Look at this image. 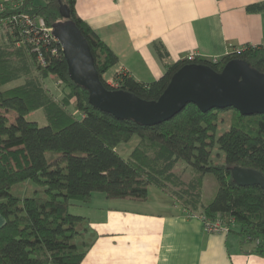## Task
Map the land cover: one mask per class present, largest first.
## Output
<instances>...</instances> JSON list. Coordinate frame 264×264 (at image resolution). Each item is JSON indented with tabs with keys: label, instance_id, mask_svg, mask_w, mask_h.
Here are the masks:
<instances>
[{
	"label": "trees",
	"instance_id": "obj_1",
	"mask_svg": "<svg viewBox=\"0 0 264 264\" xmlns=\"http://www.w3.org/2000/svg\"><path fill=\"white\" fill-rule=\"evenodd\" d=\"M61 3L86 38L100 79L114 89L102 76L118 63V55L78 15L76 0L6 3L0 18L18 12L42 17L52 26L65 20L59 13ZM246 9L264 10V1ZM1 27L0 213L5 221L0 226V264H80L87 251L85 242L78 240L84 234V217L70 213V205L88 202L96 191L108 199L145 200L152 185L203 219L220 217L229 231L235 230L242 241L253 244L254 252L264 255V192L257 185H237L231 177L235 165L254 168L264 176V113L245 116L233 108L201 112L189 103L170 119L154 125L116 118L88 102V91L69 77L56 42L40 46L44 56L40 64L34 45L22 41L16 26L9 23ZM241 47L215 62L179 59L149 83L122 73L115 89L157 99L173 72L191 62L220 71L227 60L238 57L264 71V46ZM156 48L163 57L165 53ZM20 76H24L22 84L4 87ZM48 77L63 85L61 97L43 81ZM39 108L46 116L45 125L26 119ZM220 122L229 126L216 134ZM132 135L139 141L129 157L123 158L116 147ZM214 146L222 156L212 155ZM179 162L191 173L188 181L175 171ZM206 174L216 180L217 190L203 203ZM27 180L45 187L42 195L19 197L11 193L14 184Z\"/></svg>",
	"mask_w": 264,
	"mask_h": 264
},
{
	"label": "crops",
	"instance_id": "obj_2",
	"mask_svg": "<svg viewBox=\"0 0 264 264\" xmlns=\"http://www.w3.org/2000/svg\"><path fill=\"white\" fill-rule=\"evenodd\" d=\"M263 1L76 0L75 8L118 55L110 70L149 83L189 53L213 60L246 44H264V10L246 9ZM43 81L57 96L58 81ZM23 82L20 76L4 87ZM95 198L83 203L80 214L85 228L78 240L87 246L80 264H264V255L237 232L204 230L197 214L157 186H149L145 200L108 199L102 192ZM4 221L0 213V226Z\"/></svg>",
	"mask_w": 264,
	"mask_h": 264
},
{
	"label": "water",
	"instance_id": "obj_3",
	"mask_svg": "<svg viewBox=\"0 0 264 264\" xmlns=\"http://www.w3.org/2000/svg\"><path fill=\"white\" fill-rule=\"evenodd\" d=\"M65 20L52 24L66 61L69 77L88 91V102L116 118L154 125L170 119L187 104L201 112L233 108L241 115L264 113V71L245 58L227 60L220 71L202 62L185 63L171 75L157 99L147 100L122 88L109 89L99 77L90 46L61 3ZM232 180L240 186H259L264 192V176L254 168L231 167Z\"/></svg>",
	"mask_w": 264,
	"mask_h": 264
},
{
	"label": "rangeland",
	"instance_id": "obj_4",
	"mask_svg": "<svg viewBox=\"0 0 264 264\" xmlns=\"http://www.w3.org/2000/svg\"><path fill=\"white\" fill-rule=\"evenodd\" d=\"M36 2L43 3L44 0H37ZM114 74L115 72H112V70H108L106 73L103 74L102 77L105 81H107V80H110L114 76ZM55 91L59 95L58 97L62 96L64 89H63V85L61 84V82H58L55 85ZM71 101H73V99ZM70 108L71 110H73L72 107ZM26 119L30 121H36L39 125H45L47 123L46 116L41 108L31 111L28 115H26ZM228 126L229 124L225 125L224 122H220L219 127L216 131V134L223 132L225 128H227ZM138 141H139L138 136L132 135L128 141L119 143L116 147L119 155L123 158H128L129 154L131 153L132 149L136 146ZM217 154H220V156L223 155L222 151L217 146H214L212 148V155L217 157ZM175 171L185 181H188L191 178V173L189 169L186 168L185 164L182 162L178 163V165L175 168ZM44 188L45 187H43L41 184L27 180L26 182H19V183L14 184L10 191L12 194L19 195V197H25V196L30 197V196H35V195H42ZM216 190H217L216 180L213 178L212 175L206 174L204 177V182L202 186V195H201L202 202L207 203L213 197ZM153 192L154 190H152V194ZM96 193H101V192L96 191L92 193L91 199H93L92 201L94 202H95V199H97L95 198ZM83 205H84L83 203L70 205L69 212L72 214L80 215L81 211H83L82 210ZM83 221H85V219H83ZM233 232H236V231L233 230Z\"/></svg>",
	"mask_w": 264,
	"mask_h": 264
},
{
	"label": "built area",
	"instance_id": "obj_5",
	"mask_svg": "<svg viewBox=\"0 0 264 264\" xmlns=\"http://www.w3.org/2000/svg\"><path fill=\"white\" fill-rule=\"evenodd\" d=\"M6 7V2L0 0V12L3 11ZM12 24L17 27L18 34L20 35L22 41L26 40L29 43H32L33 50L37 52V59L40 64L44 63V56L40 49L42 45H49V43L56 42L59 45L57 39L52 34V27L48 26L45 20L42 17L30 16L24 13H13L0 18V27L4 24ZM18 41V43L22 42ZM264 46V44H262ZM60 47V46H59ZM61 49V48H60ZM242 47L234 48L235 51H239ZM55 48L51 49V52H55ZM198 58L195 53H189L185 59L194 60ZM212 61H217V59H213ZM123 72L121 70L115 71L114 76L107 80L106 83L114 89L119 85L118 79ZM202 222V226L204 230L211 232H219V233H227L229 231V227L224 225L221 221L220 217H217L214 220L203 219V217L199 216Z\"/></svg>",
	"mask_w": 264,
	"mask_h": 264
}]
</instances>
